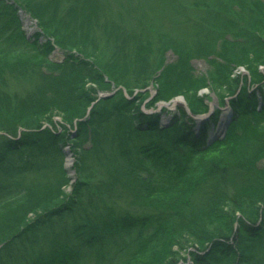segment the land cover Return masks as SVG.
Segmentation results:
<instances>
[{
	"label": "trees",
	"instance_id": "trees-1",
	"mask_svg": "<svg viewBox=\"0 0 264 264\" xmlns=\"http://www.w3.org/2000/svg\"><path fill=\"white\" fill-rule=\"evenodd\" d=\"M139 4L133 29L119 0H0V264H178L188 245L192 264H264V71L254 91L232 73L264 65V1ZM18 9L41 33L25 35ZM167 51L178 63L145 107L194 91L191 113H207L189 63L203 60L230 98L222 138L209 135L219 109L197 124L140 108ZM87 82L130 99L99 98Z\"/></svg>",
	"mask_w": 264,
	"mask_h": 264
},
{
	"label": "rangeland",
	"instance_id": "rangeland-1",
	"mask_svg": "<svg viewBox=\"0 0 264 264\" xmlns=\"http://www.w3.org/2000/svg\"><path fill=\"white\" fill-rule=\"evenodd\" d=\"M4 1L8 4L14 3V0H4ZM130 1H132V0H130ZM130 1L129 0H119V4L122 5V7L120 9L125 10L124 11L125 14L129 16L128 19H130V27L132 26V28L134 29L137 22H138L139 11H138V9L135 11V8L133 7V5L135 6L136 1H137V5L140 6L139 2H142V0H136V1H132V2H130ZM261 1H264V0H261ZM16 14H17V19L21 24V29L24 31V33L27 37H31L35 33H41L40 29L38 28V22L36 19L31 18V16L28 15L27 13H25L26 17H24V16L21 17L20 16L21 10H19V9H18ZM47 39H48L47 37L41 36L39 39V43L40 44L44 43L47 41ZM48 40L54 46V50L52 51L50 59L57 61V62L62 61L64 59V52H61V50H59L54 45V41H53L54 39L53 38H49ZM130 44H132L131 40L128 41L127 45H130ZM120 47L121 46H119V48ZM76 52L78 53L79 50L76 48H71V49H66L65 54L77 55V54H74ZM262 58H264V55L262 56ZM219 61L220 60H218V62ZM177 63H178V58L171 51H167L166 53H164L163 56H161V59H160L159 64H158L160 66L157 69V72L155 73V77H154L155 83H153L154 81L150 82L149 85L146 87V89L143 90V92H145L147 98L145 97V99L142 100V102L140 104V108L142 110H144V112L150 113L148 111H151L150 108H146L145 105L150 99H152L155 96L157 88L160 87L161 80H159V79L161 78V76L165 80L168 73H170L171 70H174ZM189 63L193 69L194 76L196 78H198L199 80L204 79L205 84L208 86L207 88L199 90L194 95V97L200 98V99L201 98L205 99L204 102L206 103V105H208V108H210V106H211V109H218L219 108V111H221V115H222L224 112V109L226 107H223L224 105H221V104L223 101L226 103L230 98L229 97L224 98V96L226 95L224 92V88H221L219 85L217 88L213 84L214 83L213 78L211 77V73L214 70L213 66L210 64H207L206 62H204L203 60H200V59L191 60ZM250 63L251 64H247V66H237L236 68L233 69L232 73L234 76H238V78L240 80V85H243V87L249 89V91H254L256 86L254 85V83L251 80L252 75H254L255 72L263 73L264 65H262V66L257 65L256 66L255 63H253L252 61H250ZM102 76H103L104 80H107L106 75H102ZM86 87L93 88L94 90H96L98 97L104 96L105 94H112L113 92L121 91L125 97L130 99L125 91H122L119 87H115L113 85L107 90L106 89L101 90L99 88L101 86H96L95 84L87 82ZM136 93H137V91H134V94H136ZM193 93H194V91H190V92L188 91L185 96L180 95V96L172 98L171 100H169L167 102L166 101L165 102H158L151 109L155 110L158 114H160L161 121H164L165 123H166L167 119L171 118L172 115H178L180 113H184L188 116V118H191L193 116V114L191 113L190 108H189V99L192 98ZM222 99H223V101H222ZM221 117H223V116H221ZM51 120L54 123V126L56 127L57 133L63 132V128L61 127V124H62V126L64 125L66 128L70 127L68 124H66V123L64 124L60 114H56L55 112L52 114ZM73 124L75 125L76 121H74ZM43 126L46 128H51L46 123H44ZM71 131H72L73 135H75V128H72ZM212 133L213 132L211 131L209 133V135L212 136ZM223 136H224V134L223 135L221 134V136L219 138H222ZM72 145H73L72 141H68L67 144L62 147L63 157H64L63 169L65 170L67 177L70 178L69 184L67 186L63 187V192L66 195H68L70 190H71L70 184H72L74 179L77 177V175L75 173V169H74L75 154H74V150L72 149ZM255 169L257 171H260V170L264 171V162L255 166ZM69 170H71V171H69ZM67 171H69V172H67ZM248 179H249V181H252L250 179V176L248 177ZM240 218H241L240 214H237L236 218H235V224H234L235 228H237L238 220H240ZM178 249H179L178 247L174 248L175 251H177ZM192 251H194L192 249V246L188 245V247H186L184 250H181L180 255H182L183 258L185 259L186 257H188V255H190V252H192ZM190 261H191V259L189 258V261L186 264H190ZM181 262L182 261H179V263H181Z\"/></svg>",
	"mask_w": 264,
	"mask_h": 264
},
{
	"label": "bare ground",
	"instance_id": "bare-ground-1",
	"mask_svg": "<svg viewBox=\"0 0 264 264\" xmlns=\"http://www.w3.org/2000/svg\"><path fill=\"white\" fill-rule=\"evenodd\" d=\"M224 111H226V110H224Z\"/></svg>",
	"mask_w": 264,
	"mask_h": 264
}]
</instances>
